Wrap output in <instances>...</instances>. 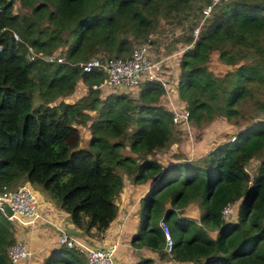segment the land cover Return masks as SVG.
Returning <instances> with one entry per match:
<instances>
[{
  "label": "trees",
  "instance_id": "obj_1",
  "mask_svg": "<svg viewBox=\"0 0 264 264\" xmlns=\"http://www.w3.org/2000/svg\"><path fill=\"white\" fill-rule=\"evenodd\" d=\"M209 2L0 0V193L23 182L36 185L75 227L99 237L117 212L124 180L148 182L131 246L166 257L158 226L163 220L172 239L169 260L264 264V0L220 2L193 37ZM160 24L186 33L172 89L191 125L224 119L239 127L231 141L206 154L188 159L175 150L164 165L154 156L180 141L181 127L160 103L162 86L141 82L135 97L116 91L99 96L92 85L103 74L79 65L98 56L128 57ZM27 45L40 56L28 61ZM213 52L229 67L221 75L207 68ZM49 55L62 62L42 59ZM79 86L86 93L75 100ZM245 106L250 112L243 115ZM80 127L87 130V148L78 146ZM234 201V217L222 220L220 210ZM190 204L197 221L177 215ZM10 224L0 212V264H10ZM42 264L86 263L58 246Z\"/></svg>",
  "mask_w": 264,
  "mask_h": 264
},
{
  "label": "built area",
  "instance_id": "obj_2",
  "mask_svg": "<svg viewBox=\"0 0 264 264\" xmlns=\"http://www.w3.org/2000/svg\"><path fill=\"white\" fill-rule=\"evenodd\" d=\"M226 1L228 0H210L208 4L201 8L198 22L192 30L193 37H196L201 25L204 23L205 19L210 16L215 6L220 2ZM11 35L14 40H19L14 32H12ZM152 38V33H149L146 40L141 44L135 45L129 56L126 58H101V56H98L80 63L79 65L83 72H89L92 69H96L103 74L100 82L97 85H92V89H133L137 88L141 82H157L162 86L163 93L161 97L163 96L165 100H170L168 88L171 85V82L167 81L165 84L164 80H162L161 73L163 64L161 61H153L150 58L149 44ZM25 56L28 61H31L40 55L27 45ZM42 59L46 62H62V57L54 55L44 56ZM167 103H169L168 108L172 113V124L185 129V127H187L189 116L188 110L183 106L180 107L174 102ZM4 205H7L10 208L11 215L6 217L13 223L26 226L31 225L38 219H42L37 210L36 200L27 185L21 184L13 190H7L0 193V212L3 215H5L3 210ZM235 212L236 203L230 202L222 207L220 210V217L224 221H230L234 217ZM158 226L163 235L162 250L168 257H170L172 239L169 228L163 220L158 221ZM57 244L83 255L86 264H115L112 258L113 246L109 248L92 246L88 241L64 230L58 232ZM32 254L33 253L29 250L26 244L19 240H15L7 248V259L10 264H16L18 262L29 264Z\"/></svg>",
  "mask_w": 264,
  "mask_h": 264
},
{
  "label": "rangeland",
  "instance_id": "obj_3",
  "mask_svg": "<svg viewBox=\"0 0 264 264\" xmlns=\"http://www.w3.org/2000/svg\"><path fill=\"white\" fill-rule=\"evenodd\" d=\"M182 34H186V33H184L180 27H177L175 25L167 26L164 24H160L155 29V32L152 33L153 38L149 44L150 58L153 61H161V63L163 64V69L161 73L162 80H164L165 84L167 83V81L171 82V85L168 88L170 100H165V99L164 100L166 102L173 101L177 105L182 104V102L177 99V97L175 96L173 92L172 80H174L175 78V71L178 70L177 65H178V60L180 58L181 52L186 47V45L180 39V35ZM207 68L214 75H221L229 67H227V65H223L222 63H219L216 57V52H213L210 55L209 61L207 62ZM137 88H133V89L109 88L107 90H105V88H100L99 96H103L109 91H116V92H127L129 96L135 97L137 93ZM85 93L86 92L83 86L77 87L75 92L73 93L74 99L75 100L78 99V97L83 96ZM159 99L161 100V98ZM66 100L68 99L66 98ZM39 102H40L39 98L35 95L33 99V103L38 104ZM244 110L245 111H242L244 112L243 115H246V113H249L250 112L249 106H245ZM238 129L239 127L237 128L235 124H233L232 122L224 121V119H217L211 123H206L201 128H196L192 126L188 120L187 127L183 129L184 131L182 130V127L181 129H179L180 130V137H179L180 141L173 143L171 147L168 149V151L157 154L154 157L159 159L164 165L170 161L171 159L170 153L172 151L177 150L178 152H181V154L184 157L188 159H193L198 156L206 154L213 146L217 144H221L228 140L231 141V139L235 136V133L238 131ZM79 133H80V141H79L78 146L82 148H87L88 147L87 140L89 138L87 130L85 128L80 127ZM255 163H256L255 160L250 161L245 167L246 171L251 173L253 169V165ZM23 185H27L33 197L35 198V200L37 197L36 190H39L41 194L43 195L45 194L36 185L27 184V182H24ZM125 190L126 192H125L124 202L126 203L127 201L128 203L135 204L137 208V203H139V200H140L139 199L140 196L136 194L137 189L134 188V190L130 191L127 187ZM46 197L49 201H51L47 195ZM36 204H37V201H36ZM121 205L124 208H126V206H124L122 202H121ZM130 207L131 206H129V208ZM195 210H196V207L193 204H190L188 208L180 211L184 215L181 217H187V218L193 217L197 221V217L199 216V214L197 213V210L196 211ZM134 212L136 213L138 211L134 210ZM139 223L140 224L138 228L141 227V220H139ZM10 225L11 227L13 226L12 227L13 234H15L16 232L22 233L24 232L23 230H25V227H28V225L25 226V225H20V224L13 223V222H11ZM31 259L32 258H30L29 260V264L31 263ZM42 262H43V259H42Z\"/></svg>",
  "mask_w": 264,
  "mask_h": 264
},
{
  "label": "crops",
  "instance_id": "obj_4",
  "mask_svg": "<svg viewBox=\"0 0 264 264\" xmlns=\"http://www.w3.org/2000/svg\"><path fill=\"white\" fill-rule=\"evenodd\" d=\"M160 98V103L165 107H168L169 103L164 100L163 96ZM133 186L137 189L136 194L141 198L148 192L149 183L146 182L138 185H131L128 181L124 180L122 191L116 201L117 212L99 237L84 233L81 229L75 227L71 223L70 217L67 213L49 201L45 194L44 196L39 190H36L37 210L42 219L36 220L31 225H28V227H25V230H23L24 232H16L14 234L15 240L24 242L33 253L30 264H41L42 259L46 258L52 250L59 246L57 244V236L60 230L78 236L88 241L92 246L102 248L113 246L112 258L115 264H134L143 258L151 260L152 264H192L190 262H175L169 260L167 255L163 259H159L158 254L153 250L144 247L134 248L131 246L130 240L140 224L139 213L134 212V210L138 211L139 203H137L136 208L135 204L128 203L127 201L125 203L124 197L126 192L125 189L128 187L130 191L134 190ZM121 202L126 208L121 205ZM129 206L131 207L129 208ZM189 206L182 208L181 210L186 209ZM177 215L184 216L181 212L177 213ZM191 219L196 221L193 217H191ZM16 264L25 263L18 262Z\"/></svg>",
  "mask_w": 264,
  "mask_h": 264
},
{
  "label": "water",
  "instance_id": "obj_5",
  "mask_svg": "<svg viewBox=\"0 0 264 264\" xmlns=\"http://www.w3.org/2000/svg\"><path fill=\"white\" fill-rule=\"evenodd\" d=\"M3 210H4V213L7 217H9L11 215V211H10V208L7 206V205H4L3 206Z\"/></svg>",
  "mask_w": 264,
  "mask_h": 264
}]
</instances>
